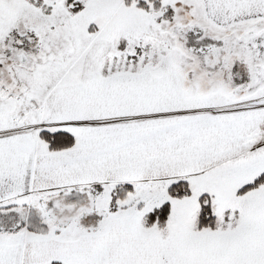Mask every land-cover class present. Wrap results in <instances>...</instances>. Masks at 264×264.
Returning <instances> with one entry per match:
<instances>
[{
    "label": "snow or ice",
    "instance_id": "snow-or-ice-1",
    "mask_svg": "<svg viewBox=\"0 0 264 264\" xmlns=\"http://www.w3.org/2000/svg\"><path fill=\"white\" fill-rule=\"evenodd\" d=\"M0 264H264V0H0Z\"/></svg>",
    "mask_w": 264,
    "mask_h": 264
}]
</instances>
